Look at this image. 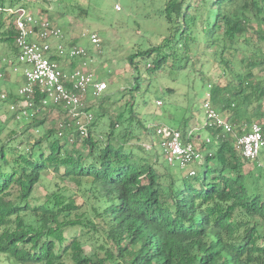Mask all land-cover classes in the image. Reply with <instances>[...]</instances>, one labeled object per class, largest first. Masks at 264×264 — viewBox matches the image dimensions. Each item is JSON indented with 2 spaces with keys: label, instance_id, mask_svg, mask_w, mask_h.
<instances>
[{
  "label": "trees",
  "instance_id": "1",
  "mask_svg": "<svg viewBox=\"0 0 264 264\" xmlns=\"http://www.w3.org/2000/svg\"><path fill=\"white\" fill-rule=\"evenodd\" d=\"M191 1L169 0L163 13L171 34L130 56V62L137 69V56L152 57L144 72L151 79L150 72L165 67L174 47L188 52L191 43L215 46L221 77L228 81L208 84L206 98L230 121L248 122L253 117L264 129V79L253 71L264 68V50L247 39L255 32L250 26L253 18L264 23V0H203L207 8L203 18ZM30 3L40 6L37 16L52 21L49 9L37 2L0 0V41L18 66L17 29L7 8L30 9ZM257 31L256 42H263L264 27ZM242 39L252 54L242 56L236 67L224 54ZM51 58L76 65L56 53ZM201 76L205 78L202 72ZM142 77L136 73L129 89L140 90ZM150 86L145 85L141 97ZM103 93L87 97L96 105L87 136L74 130L57 135L58 122L67 114L61 105L21 121L6 108L0 110L5 111L1 116L10 115L23 126L20 135L13 131L12 138H0V256L7 264H264V197L255 189L258 184L248 180L254 169L245 167H256V162L243 158L234 137L223 138L214 126H202L213 135L209 147L200 142L197 120L177 117L173 127L204 151L197 162L203 165V176L196 167L191 175L161 154L156 125L165 123L144 119L133 100L113 112L105 131L95 133L101 112L110 111L111 105L102 106L112 96ZM12 94L8 92L9 99L17 101L18 94ZM148 143L159 150L155 156L147 152ZM50 169L64 182L83 186V200L79 201V192L58 183L44 197L37 196L35 190ZM74 228L81 233L68 236V229Z\"/></svg>",
  "mask_w": 264,
  "mask_h": 264
},
{
  "label": "rangeland",
  "instance_id": "2",
  "mask_svg": "<svg viewBox=\"0 0 264 264\" xmlns=\"http://www.w3.org/2000/svg\"><path fill=\"white\" fill-rule=\"evenodd\" d=\"M30 1L47 7L49 9L47 13L51 16L52 21L64 29L67 37L89 49L94 58L93 65L96 69L97 77L108 83V88L103 95H111L112 100L104 102L102 107L105 108L107 105H111L110 111L105 109L104 112H101L103 116L97 122L95 133L105 131L109 117L114 115L113 112L117 111L124 103H127L128 107L130 101L133 100L136 109L143 113L142 117L151 120V123L164 122L174 126L178 122L177 117L186 116L191 118V122L197 120L195 123L201 129L199 133L202 140L208 136H213L209 130L202 128L205 123L203 103L209 92L208 84L215 81H220L221 83L228 81L227 77H221L222 70L213 55L215 46L208 48L203 44H199L198 47L197 44L191 43L188 52H185L181 46L174 47L175 52L168 56V62L165 67L161 70L150 72L151 79L145 77L144 72L149 67L148 62L152 60V57L145 59L137 56L135 58L137 69H135L134 64L129 59L130 56L139 51L160 44L171 34V26L163 13L169 0ZM191 3L194 7H199L203 18L205 11L207 12L203 0H192ZM29 6L33 13L40 10V6H31V3ZM117 6L120 8L118 9ZM262 14L264 16V12ZM251 22L250 26L255 29V32L249 33L247 39L252 38L255 41V47L257 49L259 47V51L261 49L264 50V41L256 42L257 30L262 29L264 23H260L256 18H253ZM90 32L99 33L102 38L100 47H96L87 36H83L84 33ZM262 34L264 35V32ZM242 41L243 39L237 43L236 48L229 49L224 54L225 57L232 59L236 67H239V61L242 56L252 54V47H244ZM55 42L53 40V43ZM248 48L249 50H247ZM168 50L169 48H165V51ZM6 53L5 45L0 41L1 59ZM253 71L258 77L264 79V68L255 67ZM201 72L205 78L201 76ZM136 73L143 76L140 90L129 89L136 82ZM5 78L10 79L11 77L7 74ZM13 83L15 84L16 82ZM148 83L151 84L150 91L141 97L142 92L146 88L145 85L147 86ZM171 88L175 90L173 91ZM10 90L9 93L17 95L16 85ZM133 95L135 96L134 98ZM91 99L94 100L93 98ZM87 103L88 106H92V111H94L96 108L95 102L87 101ZM58 112L61 113V111ZM42 113L40 116L46 115L48 113L47 109ZM252 120L259 121L253 117L248 121ZM239 122H246V119ZM136 124L138 126V123ZM0 131V138L8 140L12 138L13 131L20 135L23 131V126L14 122L10 115H0ZM140 131L137 130V132ZM211 144L208 146L211 147ZM145 148L149 154L152 153L153 155L156 153L155 150H157L156 148L147 149L146 146ZM140 153L144 155L142 152ZM157 154L160 163L162 158L159 152ZM260 162L262 165L256 163V167H254L252 164H246L245 167L247 170L254 169L253 176L249 177L248 180L252 184H258L255 189L260 191L264 197V147L260 155ZM192 167H196L199 170V177L203 176L204 168L201 163H194L187 169ZM55 183H58L60 187L66 186L73 191L79 192V201L83 200L81 196L83 194L80 192L83 186L80 187L68 181L64 182L61 178H57L51 169L45 173L43 180L38 184L35 190L36 195L44 197L48 190L52 186L54 187ZM84 197L87 198L86 196ZM89 201L95 202L92 199H89ZM90 202L88 206H90ZM80 233V228L68 229L67 231L68 236ZM86 250H90V244H87ZM0 264H7L3 256H0Z\"/></svg>",
  "mask_w": 264,
  "mask_h": 264
},
{
  "label": "built area",
  "instance_id": "3",
  "mask_svg": "<svg viewBox=\"0 0 264 264\" xmlns=\"http://www.w3.org/2000/svg\"><path fill=\"white\" fill-rule=\"evenodd\" d=\"M7 13L12 16L17 29L16 63L19 66L13 64L9 57L2 60L14 65L13 70L22 73L24 82L18 89L17 101L10 100L8 92L0 89V110L6 108L14 115L15 120L21 121L43 114L51 105H61L67 114L58 122L57 135L63 137L69 130H74L80 136H87L89 126L95 118L93 111L88 108L87 97L90 94L99 96L108 88V83L97 77L94 58L89 49L79 42H68L60 25L37 16L30 9L10 7L7 8ZM83 36H87L96 47L101 46L102 38L99 33H84ZM53 40L56 42L53 43ZM55 53L67 62L76 61V65L65 66L52 59L51 55ZM5 77L6 73L0 67V80ZM207 98L203 103V127L212 125L223 138L234 137L243 158L262 165L260 155L264 147V129L261 123L256 120L232 122ZM191 134L192 132L189 133ZM156 137L164 158L181 169H187L204 158V151L198 142L185 139L181 130L169 124L156 125ZM70 139L72 141L73 136ZM202 142L210 145L213 136H208ZM145 145L147 148L151 147L150 144ZM189 172L194 175L196 170L190 168Z\"/></svg>",
  "mask_w": 264,
  "mask_h": 264
},
{
  "label": "crops",
  "instance_id": "4",
  "mask_svg": "<svg viewBox=\"0 0 264 264\" xmlns=\"http://www.w3.org/2000/svg\"><path fill=\"white\" fill-rule=\"evenodd\" d=\"M4 57L8 58L9 54L6 53L5 55L2 56V58H4ZM0 67L3 68V70L6 72V76H7V74H9V77H11L10 79L5 78L3 80H0V89H5L6 91L10 92L11 91L10 89L14 85H16L17 86V94H18V89L24 82V77H23L22 73L14 71L12 69V67L7 62H5L4 60L0 61ZM13 82H16V83L14 84ZM0 113H2V111ZM201 142H202V139H201ZM183 171H186V170H183Z\"/></svg>",
  "mask_w": 264,
  "mask_h": 264
}]
</instances>
